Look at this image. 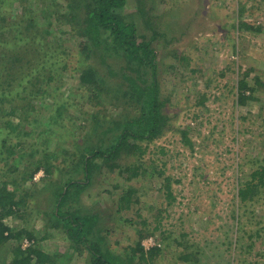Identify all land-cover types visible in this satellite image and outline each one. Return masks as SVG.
Masks as SVG:
<instances>
[{
	"label": "rangeland",
	"instance_id": "1",
	"mask_svg": "<svg viewBox=\"0 0 264 264\" xmlns=\"http://www.w3.org/2000/svg\"><path fill=\"white\" fill-rule=\"evenodd\" d=\"M34 1L30 0V4L36 8ZM54 1L66 4L65 0ZM147 3L156 8L154 16H162L160 26L169 34L166 40L161 39V42L168 43H165V49L158 51V74L161 76L163 95L170 97V124L160 138L151 143H142L143 148L149 145L142 160L127 154L120 157L121 164L138 161L144 168L143 174L125 181L127 174L122 177L117 170V174L108 176L107 168H102L95 173L90 187L80 198L69 201L65 210L75 209L81 211V215L99 213L100 227L113 230L108 241L114 246L113 249L122 252V247L137 242V231L144 221L151 227L158 224L155 215L159 209H163L162 225L154 237L156 245L161 244L163 252L155 264H186L178 258L184 247L178 245L176 240L186 242L191 247L187 251L213 257L212 262L216 264H220L219 255L223 256L225 263L264 264V193L254 201L248 199L244 203L238 196L241 183L249 181L251 173L260 165L264 166V87L256 93L258 100L250 101L243 107L236 104V90L231 92L245 74H249L247 80L252 85L256 77L264 81V0H147ZM136 7L137 0H128L127 13H134ZM53 9L57 10L56 7ZM17 11L16 4V9L12 10L14 18ZM240 21L261 30L238 31L236 27ZM138 25L140 31L145 30L142 19H138ZM56 37L57 40L49 38L42 41L50 44L39 51L51 55L52 60L56 61L53 69L61 75L50 82L49 88H46L47 95L37 99L36 105L43 106V110L38 109L37 122L33 124L34 118L27 121L25 109L21 108L22 104L28 103L21 95L25 94V90L33 89L27 79L14 82L15 89H12L9 99L12 100L11 107L16 105L20 110L10 116L11 121L23 123L19 138L17 133L13 135L17 137L14 142L22 140L26 144H36L37 148L43 150L45 145L42 140L50 135L54 142L49 152L56 155L54 163L58 165L68 158L65 151H84L88 142L98 140V134L91 131L88 137L89 115L93 111L85 94L79 91V73L76 71L79 65V39L75 36L59 39L60 33ZM37 42L40 43L38 39ZM67 47H70L69 55L59 57ZM55 48L58 52H54ZM174 52L178 57L173 55ZM182 56L188 60L181 59ZM58 61L66 64L67 70L60 72ZM51 63H46V66L49 67ZM48 73L47 69L46 76ZM201 97L205 98L204 104H198ZM64 102L63 122L67 130L58 128L55 123L60 119L56 114L57 105ZM120 111L111 107L109 113L117 115ZM28 113L29 117L34 115L30 111ZM3 117L5 120L8 116ZM48 124L51 126H45ZM31 130L29 136L22 134V131ZM183 130L188 132L193 148L183 141ZM58 133H65L66 136L58 137ZM56 141L62 144L58 145ZM23 152L31 151L24 148ZM41 155L43 153L37 156L40 158ZM25 158L19 156L11 159L13 162H8L9 167L15 162L22 164L20 172L5 174L3 180L9 181V190L15 187L10 183L14 179L22 183L20 173L28 165L27 160L32 159ZM0 166L6 167V161L1 162ZM55 175L59 179L64 178L65 174L60 172ZM77 176L84 178L82 174ZM168 176L172 178L173 209L169 207L167 189L164 187V180ZM47 180L48 177L40 170L32 180L20 185L32 196L27 198L26 207L19 214L21 217L18 214L7 217L5 223L16 232L27 229L34 233L39 247L54 257L58 264H86L87 253L79 256L71 248L62 226L53 227L51 214L55 202L51 193L54 187H46ZM1 182L0 179V186ZM128 186L136 189L133 200L137 202L130 209L119 212V198ZM234 211L239 217V231L232 234L234 237L229 235L228 239L222 225L225 226L224 230L228 229L227 223L230 225L232 221L227 218ZM162 231H165V240H162ZM183 233H186V237L181 236ZM231 237L232 246L229 243ZM25 239L21 242L9 241L6 250L0 249V264H8L5 259L9 257V251L16 244L23 245Z\"/></svg>",
	"mask_w": 264,
	"mask_h": 264
},
{
	"label": "trees",
	"instance_id": "2",
	"mask_svg": "<svg viewBox=\"0 0 264 264\" xmlns=\"http://www.w3.org/2000/svg\"><path fill=\"white\" fill-rule=\"evenodd\" d=\"M34 1V0H33ZM162 0H160L161 2ZM36 8L30 4V0H0V163L6 161V167L0 166V249H5L9 241L21 242L26 238L31 243L27 247L16 244L5 260L8 264H58L54 257L44 252L39 247L37 236L21 229L14 231L12 227L5 223V219L10 216L19 215L26 207V200L32 196L29 191L23 189L21 184L27 183L35 174L43 170L48 177L46 187L53 186L55 209L51 216L54 226H62L67 238L70 240L71 248L78 252L79 256L87 253L86 264H155L163 250L161 244L147 249L143 241L156 236V231L160 229L164 217L163 209L157 211L155 227L144 221L142 228L137 231L138 240L135 244L122 247V252L116 251L114 246L108 241L113 234L110 228H101L99 224V213L81 215V211L65 210L69 201L80 198L81 194L93 183L96 172L102 168H107V175L117 174L124 177L125 181H130L134 177L143 174V166L138 161L130 164H121L119 159L123 154L137 157L142 160L149 145L143 148L142 143L154 142L160 138L166 127L170 124L169 106L170 97H165L162 91L161 76L158 74L160 62H158V51L165 49V43L161 39H167L169 34L160 26L162 16H154L153 6L148 5L147 0H137L138 7L134 13H127L126 6L128 0H65L66 4H60L52 0H35ZM18 5L17 16L14 18L12 10ZM56 4V5H54ZM56 7L57 10L53 8ZM37 9V10H36ZM139 16L145 24V30L140 31L138 25ZM163 21V19H162ZM237 30L260 31L244 21H240ZM180 30V28L178 29ZM72 36L79 39L77 45V56L79 65L76 71L79 73V91L88 99L91 113L90 127H88V137L91 131H96L98 140L88 142L84 151L78 153L64 154L68 157L56 165L55 154L49 152L52 146V139L46 136L42 140L45 145L43 150L37 148L36 144H26L22 140L14 142V138H19L20 128L23 123H13L11 115H16L20 111L16 105L11 107L9 99L12 89H15L14 82L19 79H27L33 89L25 90L21 98L28 102L22 104L24 117L27 121L31 118L33 124L37 122L38 109L43 110V106H37V99L47 95L50 82H54L60 73L53 69L56 61L48 53L41 54V47L50 43H42L49 38L57 40ZM172 37V36H171ZM37 39L40 41L35 43ZM51 40V39H50ZM26 41V43H24ZM11 42V43H10ZM67 45V44H66ZM68 46V45H67ZM59 48H62L58 45ZM72 49V48H71ZM51 50V47L49 48ZM54 52H58L55 48ZM70 47L61 51L60 56L69 55ZM174 56L178 57L176 52ZM33 57V58H30ZM181 59L188 60L185 56ZM52 61L49 67L46 63ZM60 72L67 70L68 66L59 62ZM49 70L46 76V70ZM249 74L233 86L231 92L236 90V104L246 106L250 101L258 100L257 91L264 87V81L255 78L252 85L247 80ZM62 81V79H61ZM21 83V82H19ZM235 88V89H234ZM15 101H13L14 103ZM205 98L199 100L198 104H204ZM21 105V104H19ZM111 107L120 111L117 115L109 113ZM65 102L58 104L56 114L60 117L55 123L60 129L67 130L64 124ZM40 109V110H41ZM39 110V111H40ZM33 113L29 117V112ZM3 116H8L3 120ZM51 122V119L49 123ZM51 126V124L45 125ZM48 127V128H49ZM46 131L47 132V129ZM84 130V129H83ZM19 131V132H18ZM99 131V132H98ZM31 131H22V134L29 136ZM16 136L13 137V135ZM58 137H65L66 134H57ZM183 141L193 148L188 132L182 131ZM132 140L138 141L132 143ZM57 144H62L56 141ZM28 145V146H26ZM24 148L30 153L23 152ZM264 151V146H263ZM21 153V155H20ZM41 155L39 158L37 155ZM25 158L28 165H25L20 173L22 183L19 179H14L10 183L15 185L13 190L8 189L9 181L3 180L7 173L20 172L22 164L15 162L8 166L11 159L17 157ZM34 158V161H33ZM26 159V158H25ZM264 159V155H263ZM63 172L64 178L56 179V173ZM78 174L84 176L78 178ZM66 179V180H65ZM165 188L169 199V207L173 209L175 198L171 191V177L165 178ZM238 196L244 203L248 199L254 201L258 195L264 193V166L253 171L249 181L241 183ZM22 187V189H21ZM136 189L128 186L123 190L120 199L119 212L123 209H130L136 201L133 196ZM137 202V201H136ZM19 217H21L19 215ZM231 219L230 225L227 223V238L239 231V217L235 211L227 218ZM160 222V223H159ZM237 227V230H235ZM260 235V234H259ZM186 237V233L181 235ZM162 240H165V231L161 232ZM234 237V236H233ZM253 236H251L252 238ZM160 241V240H159ZM176 243L184 247V251L179 253V260L186 264H216L212 258L200 255V253L190 250V246L185 242L176 240ZM230 246L233 245L231 237ZM237 243V241L235 242ZM119 244V242H116ZM9 248V247H8ZM237 248V245H236ZM220 264L225 263L223 256L219 255ZM4 264H7L4 262Z\"/></svg>",
	"mask_w": 264,
	"mask_h": 264
},
{
	"label": "built area",
	"instance_id": "3",
	"mask_svg": "<svg viewBox=\"0 0 264 264\" xmlns=\"http://www.w3.org/2000/svg\"><path fill=\"white\" fill-rule=\"evenodd\" d=\"M23 242H24V243H23L22 246H23L24 248L30 245V242H29V240H27V239H25ZM143 245H144L147 249H149L150 247L155 246L156 243H155V241H154V238H150V239H148V240H145V241L143 242Z\"/></svg>",
	"mask_w": 264,
	"mask_h": 264
}]
</instances>
